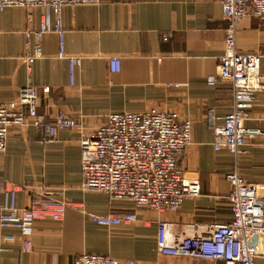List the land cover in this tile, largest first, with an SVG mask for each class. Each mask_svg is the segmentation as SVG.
Wrapping results in <instances>:
<instances>
[{
	"label": "crops",
	"instance_id": "0c3cea01",
	"mask_svg": "<svg viewBox=\"0 0 264 264\" xmlns=\"http://www.w3.org/2000/svg\"><path fill=\"white\" fill-rule=\"evenodd\" d=\"M45 9L8 6L0 11V101L13 99L20 87L53 89L54 115L63 110L80 123L47 139L32 125L12 128L0 151V180L13 184L16 204L29 205L35 193L49 192L66 202L60 221H35L30 251L21 248L15 228L0 227V264H73L84 253L107 254L136 264H226L224 261L159 254V220L170 223L169 236L207 234L209 224L231 220L227 194L229 171L264 185V135L248 140L247 151L233 155L213 147L215 123L232 109L228 80L215 85L207 77L218 71L226 18L220 0H100L97 4L63 5L64 51L54 32L41 42L42 55L32 62L34 46L27 31L38 29ZM51 25L54 15L49 13ZM166 37V39H164ZM240 51L261 55L264 85V20L247 15L236 31ZM66 55L80 56L70 81ZM120 58L111 71L110 57ZM175 110L192 123L191 143L179 155L185 176L200 183V194L184 199L176 210L135 208L103 192L83 188L80 139L99 127L107 114ZM244 124L264 130V88L252 94ZM0 192V206L4 203ZM77 207L83 209L80 210ZM134 211L137 220L114 226L91 221L87 213ZM240 264V263H235ZM255 264H264V256Z\"/></svg>",
	"mask_w": 264,
	"mask_h": 264
},
{
	"label": "built area",
	"instance_id": "2783aa9c",
	"mask_svg": "<svg viewBox=\"0 0 264 264\" xmlns=\"http://www.w3.org/2000/svg\"><path fill=\"white\" fill-rule=\"evenodd\" d=\"M100 0H0V11L8 6L30 8L41 6L45 13L38 29L27 31L34 46L27 60L32 62L42 55L41 42L50 32L57 34L60 54L64 51V29L61 23L63 5L97 4ZM226 18L223 52L219 56L218 71L207 77L209 85L216 79L228 80L233 95L232 109L216 124L210 109L208 117L213 124V147L233 155L247 151L248 140L264 135V130L244 124V110L252 105V94L264 88L260 75L261 55L253 51H240L236 46L237 25L247 15L264 20V0H220ZM49 13L54 15L51 25ZM166 39V37H164ZM69 61L70 81L80 62L78 55H66ZM110 70L120 69V58H109ZM53 89L43 85L19 88L17 95L0 101V151L12 128L32 125L47 139L56 137L60 130L80 127L77 119L63 110L53 115L55 108ZM192 123L180 118L175 110L151 108L146 111L113 112L103 123L80 139L83 188L103 192L113 200L129 202L135 208L176 210L188 197L200 194L198 180L188 179L178 165L179 155L191 143ZM226 179L230 185L227 194L231 220L209 224L207 234L188 233L179 238L169 236L170 223L157 222V250L172 257H189L221 260L226 264H255L264 256V185L246 181L236 170L229 171ZM4 203L0 206V227L15 228L21 236V248H33L32 234L35 221L51 219L60 221L66 202L49 192L35 193L29 205L16 204V187L0 180ZM80 210H83L77 207ZM92 222L114 226L137 220L134 211L106 214L87 213ZM73 264H136L133 259L120 261L107 254L84 253Z\"/></svg>",
	"mask_w": 264,
	"mask_h": 264
}]
</instances>
